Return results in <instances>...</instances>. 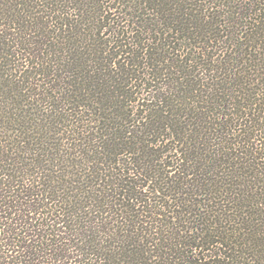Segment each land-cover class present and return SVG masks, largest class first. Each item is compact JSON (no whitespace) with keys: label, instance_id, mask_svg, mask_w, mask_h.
<instances>
[{"label":"trees","instance_id":"16d2710c","mask_svg":"<svg viewBox=\"0 0 264 264\" xmlns=\"http://www.w3.org/2000/svg\"><path fill=\"white\" fill-rule=\"evenodd\" d=\"M0 264H264V0H0Z\"/></svg>","mask_w":264,"mask_h":264}]
</instances>
